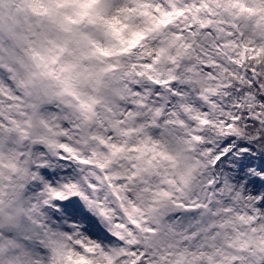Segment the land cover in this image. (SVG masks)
I'll return each instance as SVG.
<instances>
[{
  "label": "snow or ice",
  "instance_id": "6c2138e0",
  "mask_svg": "<svg viewBox=\"0 0 264 264\" xmlns=\"http://www.w3.org/2000/svg\"><path fill=\"white\" fill-rule=\"evenodd\" d=\"M0 264H264V0H0Z\"/></svg>",
  "mask_w": 264,
  "mask_h": 264
}]
</instances>
